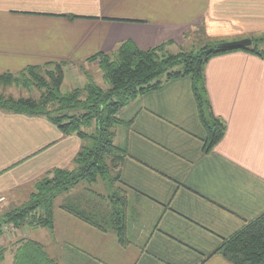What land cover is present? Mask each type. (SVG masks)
Returning a JSON list of instances; mask_svg holds the SVG:
<instances>
[{"label": "crops", "instance_id": "crops-1", "mask_svg": "<svg viewBox=\"0 0 264 264\" xmlns=\"http://www.w3.org/2000/svg\"><path fill=\"white\" fill-rule=\"evenodd\" d=\"M262 37L264 0H0V76L49 62L90 64L126 43L143 51L169 44L177 52ZM93 69L100 73L96 63ZM78 73L85 87L86 74ZM205 78L213 110L227 125L210 154L188 78L123 111L132 122L118 139L129 153L121 170L132 191L128 247L57 207L53 231L23 227L0 240L1 264H14L18 242L33 236L53 264H232L217 254L220 246L264 214V59L245 52L217 57ZM38 155L36 169L18 182L6 180L0 161L1 220L20 208L5 204L21 186L34 188L48 171L73 166V154L60 166L53 161L61 153L50 162ZM42 233L54 244L40 243Z\"/></svg>", "mask_w": 264, "mask_h": 264}, {"label": "trees", "instance_id": "trees-1", "mask_svg": "<svg viewBox=\"0 0 264 264\" xmlns=\"http://www.w3.org/2000/svg\"><path fill=\"white\" fill-rule=\"evenodd\" d=\"M251 41L252 46L242 49L220 48L225 42L200 43L195 49L173 53L167 49L169 44L143 51L126 43L111 54L100 53L87 61L96 62L106 89L86 75L83 89L62 94L65 62L30 66L18 74L0 76V89L16 86L28 93H40L38 99L0 94V111L42 118L62 137L75 136L81 143L71 168L45 173L29 201L0 219V239L11 225L14 230L27 227L53 231L54 210L59 207L100 232L114 233L119 244L128 247V196L132 191L122 182L121 170L129 153L127 147L118 145V139L131 130L132 122L123 120V111L142 96L188 78L199 122L206 132L204 152L210 154L225 138L227 125L213 110L205 78L207 65L214 58L236 52L264 59V37ZM50 66L54 70L44 71ZM100 183L105 193L92 189ZM57 199L62 201L55 206ZM18 244L22 248L16 252L14 264H53L43 246L29 239ZM217 254L232 264H264V214L225 240ZM3 260L4 250H0V264Z\"/></svg>", "mask_w": 264, "mask_h": 264}, {"label": "rangeland", "instance_id": "rangeland-1", "mask_svg": "<svg viewBox=\"0 0 264 264\" xmlns=\"http://www.w3.org/2000/svg\"><path fill=\"white\" fill-rule=\"evenodd\" d=\"M218 42L219 41L212 42L210 44H216ZM169 51H171L172 53L176 52L171 49H169ZM95 63L86 64L85 61H83L78 63L77 65L71 66L70 63L67 62V66L64 69L65 78L63 86L61 88V93L66 94L76 89L84 88L82 87L84 79L82 78L81 73H78L80 69L85 72L87 76H91L96 85L106 89L107 86L104 84L101 75L97 73V70H95L94 72L93 64ZM46 64L47 63L38 66L43 67ZM52 70H54V67L52 66L44 68V71ZM0 94L4 95L5 97L12 96L15 99L29 97L38 99L40 96V93H38L36 90L35 92L28 93L26 90L17 88L16 86L0 89ZM1 113L6 116L5 118L0 120V148L4 150V154H0V161L3 160L4 166H6L7 168V171L3 172V174L10 173L8 176H6V180L11 182H18L29 175L30 171L33 170V168L35 170L37 167L36 163L40 161L38 160L37 162H35L34 160L38 153V157L42 158V161H44V159H48L49 162L51 155H53L54 153H61V155L53 161V163H57L58 166L62 165L65 162V157L67 155L73 154V159H75V157L79 153L80 140L75 136L67 138L62 137L59 131L46 120L42 118H30L22 115L14 116L3 112ZM1 143L3 144L1 145ZM52 149L54 150L51 151ZM58 168L65 169L61 167ZM43 176L44 175H42L40 178H36V182ZM102 184H97L96 186H93L92 189L94 191H97L98 193H103L104 187L102 186ZM29 186L30 183L25 186H21V189L18 191L19 196L11 199V202H7V204L5 205L12 204L16 208H18L27 203L29 201L31 193L34 192V188H31ZM58 200L60 199L56 200L55 206L59 205ZM60 201H62V199ZM8 229L9 230L6 231V234H4V238H1L2 240L8 239V234H10L14 228L11 225L8 226ZM42 234L43 236L40 243L46 242L49 245L54 244L48 234ZM35 238V236L31 237L30 241L35 242ZM4 247L2 248L4 249Z\"/></svg>", "mask_w": 264, "mask_h": 264}, {"label": "water", "instance_id": "water-1", "mask_svg": "<svg viewBox=\"0 0 264 264\" xmlns=\"http://www.w3.org/2000/svg\"><path fill=\"white\" fill-rule=\"evenodd\" d=\"M252 46V41L251 40H242L238 42H232V43H226L220 46V48L223 49H242V48H248ZM58 96V94L56 93ZM59 98V96H58Z\"/></svg>", "mask_w": 264, "mask_h": 264}]
</instances>
